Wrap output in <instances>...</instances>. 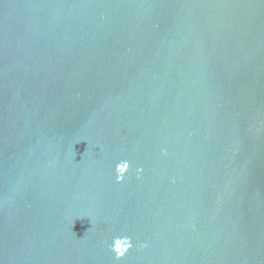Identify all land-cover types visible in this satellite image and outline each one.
I'll use <instances>...</instances> for the list:
<instances>
[{"label": "water", "instance_id": "1", "mask_svg": "<svg viewBox=\"0 0 264 264\" xmlns=\"http://www.w3.org/2000/svg\"><path fill=\"white\" fill-rule=\"evenodd\" d=\"M0 264H264V0H0Z\"/></svg>", "mask_w": 264, "mask_h": 264}, {"label": "clouds", "instance_id": "2", "mask_svg": "<svg viewBox=\"0 0 264 264\" xmlns=\"http://www.w3.org/2000/svg\"><path fill=\"white\" fill-rule=\"evenodd\" d=\"M128 163L126 161L120 162L115 166V177H116V183H122L124 176H125V170L128 168ZM143 169H137V173L142 172ZM137 179L140 178L139 175L136 176ZM133 247V242L131 237L128 236H119L114 237L111 244L109 245V250L114 251L116 258H120L123 256L129 249ZM140 249H143L147 247L145 243H140L138 245Z\"/></svg>", "mask_w": 264, "mask_h": 264}]
</instances>
